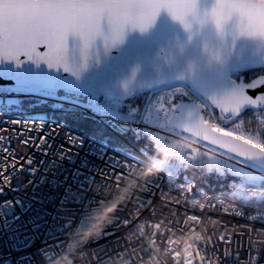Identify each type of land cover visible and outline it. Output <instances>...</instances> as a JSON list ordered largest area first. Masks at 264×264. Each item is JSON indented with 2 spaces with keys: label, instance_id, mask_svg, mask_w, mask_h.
Masks as SVG:
<instances>
[{
  "label": "built area",
  "instance_id": "2783aa9c",
  "mask_svg": "<svg viewBox=\"0 0 264 264\" xmlns=\"http://www.w3.org/2000/svg\"><path fill=\"white\" fill-rule=\"evenodd\" d=\"M0 85V126L35 121L46 137L10 146L23 167L0 183V264H264V167L173 126L171 99L195 101L213 128L243 115L227 123L185 81L149 88L140 108L127 109L93 94ZM66 118L145 137L176 165L125 154ZM203 164L231 178L195 191L179 179L181 165ZM239 168L261 179H243Z\"/></svg>",
  "mask_w": 264,
  "mask_h": 264
},
{
  "label": "water",
  "instance_id": "95a60500",
  "mask_svg": "<svg viewBox=\"0 0 264 264\" xmlns=\"http://www.w3.org/2000/svg\"><path fill=\"white\" fill-rule=\"evenodd\" d=\"M214 0H197L198 15L210 11ZM239 18L233 14L220 31L209 20L192 23L186 30L163 9L152 24L140 31L125 26L122 39L106 41L110 27L101 17L99 34L90 41L86 57L79 35L65 38V67H49L41 61L21 64L0 59V83L93 94L118 103L145 90L180 81L190 82L227 123L247 110L264 113V73L247 79L244 72L264 68V40L239 34ZM237 73H241L236 76ZM171 124L216 147L264 167V149L240 137L216 131L193 100L174 101Z\"/></svg>",
  "mask_w": 264,
  "mask_h": 264
},
{
  "label": "snow or ice",
  "instance_id": "6c2138e0",
  "mask_svg": "<svg viewBox=\"0 0 264 264\" xmlns=\"http://www.w3.org/2000/svg\"><path fill=\"white\" fill-rule=\"evenodd\" d=\"M197 8V0H0V59L16 64L43 61L49 67L67 70L65 38L69 33L79 35L81 54L86 57L90 41L99 34L101 17H106L110 27L106 41L115 45L122 39L125 26L143 31L161 9L186 30L192 23L203 25L210 20L220 31L235 14L240 35L264 40V0H214L203 17ZM10 123L11 127L0 126V143L8 141L0 149V183H7L10 168L23 167L15 153L8 155L14 140L34 147V142L46 139L35 121ZM34 132L41 134L34 137Z\"/></svg>",
  "mask_w": 264,
  "mask_h": 264
},
{
  "label": "trees",
  "instance_id": "16d2710c",
  "mask_svg": "<svg viewBox=\"0 0 264 264\" xmlns=\"http://www.w3.org/2000/svg\"><path fill=\"white\" fill-rule=\"evenodd\" d=\"M254 70L256 69L244 72L247 79H250L251 77L257 75V73H255ZM257 70H259V73H264V68L257 69ZM240 74L237 73L236 76H239ZM144 99H145V93H139V94L132 96L131 98L127 100L122 101L121 105L123 108H126V109L129 107L140 108L144 102ZM179 100H185V98L181 96H176L174 98L175 102ZM248 112L249 110H247L244 114ZM66 119L69 121L70 124L74 125L75 127L87 130L90 134L95 135L96 137L102 140H105L109 145H111L112 147L118 149L119 151L125 154L145 156V157L153 159L151 157V154L147 152L148 150H150L151 152H155L164 157V153L157 151L154 148V146L150 144L149 141L145 137L139 136L133 132L127 133L125 135H118V134H115L108 127L102 124L89 121V120L71 119V118H66ZM158 163L161 164L160 162ZM180 168L181 169L179 172V179L180 180H183V179L191 180L194 191L200 188H203V187L215 190L218 188V185L220 183H225L231 178V175L228 173L225 175H221L214 171H210L206 169L205 164H203L198 169L183 167V165H181ZM214 184H216V186H213ZM232 199L235 202H237L239 205L246 206V200H243L235 196H233ZM258 206L264 207V204H261Z\"/></svg>",
  "mask_w": 264,
  "mask_h": 264
},
{
  "label": "rangeland",
  "instance_id": "374dc122",
  "mask_svg": "<svg viewBox=\"0 0 264 264\" xmlns=\"http://www.w3.org/2000/svg\"><path fill=\"white\" fill-rule=\"evenodd\" d=\"M255 73L259 74V70H254ZM37 114V113H36ZM39 114H45V113H39ZM256 117H254V116ZM244 126H249L252 128L251 131L244 130ZM229 129L233 130L238 137L240 138H247L254 140L256 143H258L263 149H264V118H261L258 112H254V114L246 113L243 115V117L236 121L235 123H232L230 126H228ZM149 154H151V157L155 160L163 164L167 169H171L176 165V159H164V157L160 154H157L155 152H151L150 150L147 151ZM136 156V155H135ZM210 162V161H208ZM206 165V169L210 170L212 169L211 165ZM240 170V177L247 180L252 181H259L261 178L254 174L249 172L248 170L241 169Z\"/></svg>",
  "mask_w": 264,
  "mask_h": 264
},
{
  "label": "bare ground",
  "instance_id": "6f19581e",
  "mask_svg": "<svg viewBox=\"0 0 264 264\" xmlns=\"http://www.w3.org/2000/svg\"><path fill=\"white\" fill-rule=\"evenodd\" d=\"M214 129H215L216 131L222 132V133H224V134H228V135H232V136H234V137H238L237 134H236L233 130H231V129H229V128H222V127H219V126H215ZM242 139L246 140L247 142H249V143H251V144H254V145H256V146L262 148V147H261L258 143H256L254 140L247 139V138H242Z\"/></svg>",
  "mask_w": 264,
  "mask_h": 264
}]
</instances>
